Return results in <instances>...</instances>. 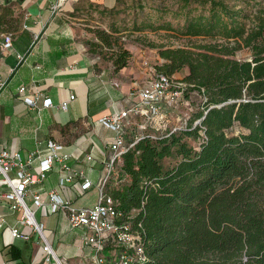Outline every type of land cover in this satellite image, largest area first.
<instances>
[{"label": "trees", "instance_id": "16d2710c", "mask_svg": "<svg viewBox=\"0 0 264 264\" xmlns=\"http://www.w3.org/2000/svg\"><path fill=\"white\" fill-rule=\"evenodd\" d=\"M149 1L132 8L143 12ZM174 1L152 4L155 14L135 19L131 31L202 41L178 49L150 44L163 60L156 73L181 84L190 106L197 95L201 108L177 132H140L106 193L141 236L139 264H264V0ZM123 5L99 12L120 15ZM89 32L91 54L115 73L130 66L117 25ZM243 51L250 57L238 59Z\"/></svg>", "mask_w": 264, "mask_h": 264}, {"label": "crops", "instance_id": "0c3cea01", "mask_svg": "<svg viewBox=\"0 0 264 264\" xmlns=\"http://www.w3.org/2000/svg\"><path fill=\"white\" fill-rule=\"evenodd\" d=\"M117 1L0 0V78L7 83L0 95V153L14 151L24 163L34 157L28 170L39 174L38 157L49 155L48 144L55 142L71 156L73 170L84 171L93 182L87 191L80 182L63 187V173L53 171L44 182L30 188L32 194L42 193L46 202L48 193L55 191L78 208L98 203L115 139V133L99 120L137 104L140 98L133 93L156 78V69L144 53L135 55L129 67L115 73L111 64L89 52L87 42L93 38L89 30L96 26L87 15L97 16L104 8L112 9ZM8 36L13 47L5 50ZM19 56L24 57L23 62ZM21 88L26 89L23 94ZM39 93L51 99L53 107L44 108L43 100L34 106ZM63 102H69L67 110L60 108ZM139 121L128 129L130 140L139 134ZM163 125L155 127L161 129ZM115 184L113 176L106 189ZM7 190L0 185V221L5 222L0 230V264H57L48 260L31 230L19 225L20 213L13 211L3 197ZM27 200L37 209L32 196ZM37 219L45 226L62 264L93 263L95 252L85 244L88 233L72 228L67 214H55L46 205L37 210ZM13 227L30 234L31 239L15 238ZM106 253L110 254L109 249Z\"/></svg>", "mask_w": 264, "mask_h": 264}, {"label": "built area", "instance_id": "2783aa9c", "mask_svg": "<svg viewBox=\"0 0 264 264\" xmlns=\"http://www.w3.org/2000/svg\"><path fill=\"white\" fill-rule=\"evenodd\" d=\"M13 47L10 36L6 37L4 49L10 50ZM20 62L24 61L23 56L18 57ZM7 86L6 81L0 78V95ZM182 85L174 82L169 77L156 73L155 80L133 93V97L138 96L140 101L132 107L115 112L99 120V124L115 133V139L111 145L112 157L106 162V175L100 187L98 203L91 208H78L60 197L55 191L48 193L46 202L42 193H31V186L44 182L53 171H61V186L81 183L82 189L87 191L92 188L93 182L84 171L76 172L70 165L71 156L64 152V147L55 142H49V155L38 157L40 163V173L33 174L28 170L32 163V157L24 163L21 156L10 150L0 153V185L8 188L4 198L11 203V208L20 213L19 225L29 228L38 242L42 243L44 252L48 260H53L60 264V260L46 235L45 226L37 219V210L48 205L53 213H65L69 217L72 228L83 229L88 235L85 240L86 246L93 249L95 257L92 264H139L145 260L144 247L141 236L134 231L129 222L124 220L123 214L116 208L114 199L106 193V186L112 179L118 162L122 156L132 149L138 142L140 135L136 134L132 141L128 140V129L135 120L141 119L137 125L140 132L149 131L154 133L177 132L181 127L175 126L167 130L166 110L172 108L182 101ZM25 88L20 89V93L25 92ZM71 101L75 99L72 96ZM43 100L44 108L53 107L51 99L39 93L35 96L33 105ZM69 102L60 105L62 110L68 109ZM166 121V122H165ZM158 129L157 126H162ZM198 121L195 125H198ZM154 137V136H153ZM17 169V170H16ZM15 176H13V172ZM32 196L34 209L28 202L27 197ZM5 226L4 221H0V230ZM15 238L29 241L30 234H26L18 227L11 228ZM109 249V253H106ZM108 254V255H107Z\"/></svg>", "mask_w": 264, "mask_h": 264}, {"label": "rangeland", "instance_id": "374dc122", "mask_svg": "<svg viewBox=\"0 0 264 264\" xmlns=\"http://www.w3.org/2000/svg\"><path fill=\"white\" fill-rule=\"evenodd\" d=\"M137 0H124L123 8L121 9L124 11L120 15H110L106 14L103 15L101 12L97 13V16H89L87 15V19L90 21H95L94 26H96L95 29H107L111 24L117 25L118 28H120L122 32V42L125 44V47L130 50V52L133 55L132 62L134 61L135 55L139 53H144L147 60H149L152 64V66L155 68L157 64L163 63V60L159 57V50L153 49L150 47V44H156L158 46H164L165 48H172V49H178V48H190L194 46L195 44H201L202 41H196V40H187V39H181L178 37H174L173 33H168L165 31H158V32H151V31H145L142 33H133L131 31L133 27V23L135 19H138V21L142 22V20L147 19L148 14H155V9L151 6H174V0H151L148 2V7L142 12L138 9H133L135 2ZM132 8V9H131ZM169 21H172V24L174 26H179L182 22L181 21H175L168 18ZM249 53L243 51L239 52L237 55L238 59L244 60L249 58ZM186 71H182L178 76L183 77ZM193 99V107L190 106L189 102L187 101H180L176 106L175 109H169L166 110V125L167 130H171L173 127L178 126H184L186 119L189 116V113L191 112H197L201 108V99L196 95L192 97ZM237 131V129H236ZM194 141L191 140L190 144H193ZM174 163V159L166 160L165 164L167 167L172 165ZM115 183L117 184L120 177L117 176V174L114 176ZM115 184V185H116Z\"/></svg>", "mask_w": 264, "mask_h": 264}, {"label": "bare ground", "instance_id": "6f19581e", "mask_svg": "<svg viewBox=\"0 0 264 264\" xmlns=\"http://www.w3.org/2000/svg\"><path fill=\"white\" fill-rule=\"evenodd\" d=\"M60 264H62V263L60 262Z\"/></svg>", "mask_w": 264, "mask_h": 264}]
</instances>
